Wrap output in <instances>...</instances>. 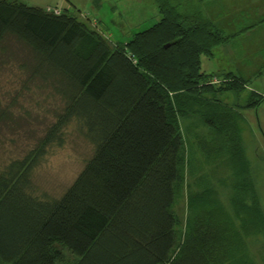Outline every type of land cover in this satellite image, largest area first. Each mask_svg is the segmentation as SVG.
Listing matches in <instances>:
<instances>
[{"label": "trees", "instance_id": "trees-1", "mask_svg": "<svg viewBox=\"0 0 264 264\" xmlns=\"http://www.w3.org/2000/svg\"><path fill=\"white\" fill-rule=\"evenodd\" d=\"M153 1L159 20L113 43L65 9L0 0V45L7 37L25 45L32 57L24 69L50 78L64 103L43 145L0 172L1 264H254L249 244L264 238V209L241 143V116L218 100L246 83L226 73L224 84L213 85L214 74L201 69V56L229 36L194 0ZM263 101L248 97L256 109ZM71 120L94 152L60 198L38 199L27 190L31 169ZM194 125L212 137L202 151L226 170L220 185L228 193L223 203L212 184L189 191L178 235L174 209L193 165L187 134Z\"/></svg>", "mask_w": 264, "mask_h": 264}, {"label": "rangeland", "instance_id": "rangeland-1", "mask_svg": "<svg viewBox=\"0 0 264 264\" xmlns=\"http://www.w3.org/2000/svg\"><path fill=\"white\" fill-rule=\"evenodd\" d=\"M18 1L43 9L63 10L69 6L67 11L88 19L91 26L113 43L126 42L160 18L153 0ZM194 4L229 36L212 56H201L202 71L214 74L213 85L224 84L226 73L245 80L242 91L223 92L218 100H227L241 116V143L264 209V101L257 109L248 105L251 92L264 98V0H194ZM31 57L30 50L13 37L5 38L0 45V172L12 161L23 159L43 145L48 129L57 122L64 106L50 78H32L30 71L24 69L27 65L31 67ZM187 138L193 165L189 164L187 168L182 196L177 198L174 209L179 221L178 235L183 234L189 191L194 193L212 184L209 186L220 192L223 203L228 193V189L220 185L221 181L228 180L226 170L214 155L206 159L202 151L203 146L212 147V137L207 129L194 125ZM93 152L94 146L77 120L61 126L36 158L29 174L28 192L43 200L60 198ZM255 239L249 244V256L254 264H264V238L256 236ZM220 249V243L216 244L213 254L216 261L221 256Z\"/></svg>", "mask_w": 264, "mask_h": 264}, {"label": "built area", "instance_id": "built-area-1", "mask_svg": "<svg viewBox=\"0 0 264 264\" xmlns=\"http://www.w3.org/2000/svg\"><path fill=\"white\" fill-rule=\"evenodd\" d=\"M47 10H49V11L52 10L55 14H58L60 12V10L57 8H54V9L49 8Z\"/></svg>", "mask_w": 264, "mask_h": 264}, {"label": "crops", "instance_id": "crops-1", "mask_svg": "<svg viewBox=\"0 0 264 264\" xmlns=\"http://www.w3.org/2000/svg\"><path fill=\"white\" fill-rule=\"evenodd\" d=\"M71 4V3H70ZM63 7V6H62ZM69 7V6H68ZM68 7H65L64 9L66 10ZM70 8V7H69Z\"/></svg>", "mask_w": 264, "mask_h": 264}, {"label": "water", "instance_id": "water-1", "mask_svg": "<svg viewBox=\"0 0 264 264\" xmlns=\"http://www.w3.org/2000/svg\"><path fill=\"white\" fill-rule=\"evenodd\" d=\"M167 46H169V45H165V47H167Z\"/></svg>", "mask_w": 264, "mask_h": 264}]
</instances>
